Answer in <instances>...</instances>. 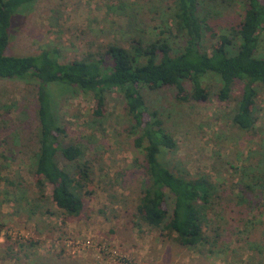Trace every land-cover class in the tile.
Instances as JSON below:
<instances>
[{"label":"rangeland","instance_id":"obj_1","mask_svg":"<svg viewBox=\"0 0 264 264\" xmlns=\"http://www.w3.org/2000/svg\"><path fill=\"white\" fill-rule=\"evenodd\" d=\"M29 8L12 14L4 53L54 50L59 62L140 35L163 39L156 26L170 22L172 12L171 0H35ZM201 9L210 25L224 28L241 14L238 0H203ZM210 41L204 33L202 48L209 50ZM259 41L257 54L264 56V30ZM206 85L205 101H177L172 87L141 89L173 138L165 154L169 169L206 175L214 187L204 208L208 241L194 251L135 215L142 159L119 93H106L103 113L94 116L90 94L48 84L56 123L64 129L57 140L78 146L76 163L89 171L80 213L65 217L55 211L48 183L37 190L29 166L36 147L34 83L0 78V264H264V84L256 85L248 131L231 121L239 86L220 102L216 81ZM62 160L57 156L60 167ZM65 167L74 170L71 163ZM247 181L254 186L245 188ZM166 207L170 211L168 198Z\"/></svg>","mask_w":264,"mask_h":264},{"label":"trees","instance_id":"obj_2","mask_svg":"<svg viewBox=\"0 0 264 264\" xmlns=\"http://www.w3.org/2000/svg\"><path fill=\"white\" fill-rule=\"evenodd\" d=\"M34 1L0 0V78L34 83L36 147L29 166L37 190L41 192L48 183L55 211L75 217L82 209L85 187H89L87 166L76 163L80 148L57 140L64 129L56 123L48 84L90 94L94 116L103 113L106 93L117 92L131 121L132 145L142 159L137 219L149 227L163 226L177 244L187 249L202 250L208 241L204 208L215 194L214 187L206 175L186 177L169 169L165 154L174 148L173 138L141 89L172 87L177 101H205L206 81L212 80L217 84L215 97L224 102L236 84L239 92L232 98L231 121L238 130H250L255 122L252 108L256 85L264 84V56L257 54L259 33L264 30V0H238L241 14L226 28L210 25L204 14L201 16L203 0H171L170 22L161 21L156 26L158 34L165 35L163 39L140 35L125 45H107L96 55L65 62L57 60L54 50L22 56L4 53L12 14L24 15ZM206 32L211 40L209 50L201 46ZM57 156L65 164L71 163L74 170L65 164L60 167ZM250 183L247 181L244 187L250 189L255 184Z\"/></svg>","mask_w":264,"mask_h":264}]
</instances>
